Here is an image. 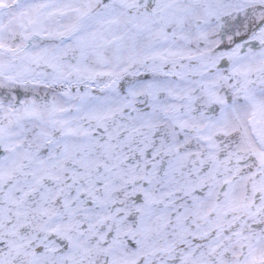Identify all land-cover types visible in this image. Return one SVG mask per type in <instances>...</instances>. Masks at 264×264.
<instances>
[{"label": "snow or ice", "instance_id": "6c2138e0", "mask_svg": "<svg viewBox=\"0 0 264 264\" xmlns=\"http://www.w3.org/2000/svg\"><path fill=\"white\" fill-rule=\"evenodd\" d=\"M0 264H264V0H0Z\"/></svg>", "mask_w": 264, "mask_h": 264}]
</instances>
